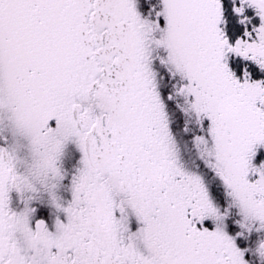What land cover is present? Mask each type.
Wrapping results in <instances>:
<instances>
[{
	"label": "snow or ice",
	"instance_id": "6c2138e0",
	"mask_svg": "<svg viewBox=\"0 0 264 264\" xmlns=\"http://www.w3.org/2000/svg\"><path fill=\"white\" fill-rule=\"evenodd\" d=\"M0 264H264V0H0Z\"/></svg>",
	"mask_w": 264,
	"mask_h": 264
}]
</instances>
